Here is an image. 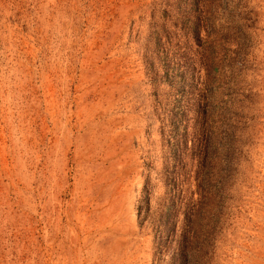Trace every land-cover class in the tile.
Segmentation results:
<instances>
[{"label": "rangeland", "instance_id": "rangeland-1", "mask_svg": "<svg viewBox=\"0 0 264 264\" xmlns=\"http://www.w3.org/2000/svg\"><path fill=\"white\" fill-rule=\"evenodd\" d=\"M173 193L264 264V0H0V264H179Z\"/></svg>", "mask_w": 264, "mask_h": 264}, {"label": "trees", "instance_id": "trees-1", "mask_svg": "<svg viewBox=\"0 0 264 264\" xmlns=\"http://www.w3.org/2000/svg\"><path fill=\"white\" fill-rule=\"evenodd\" d=\"M171 204L174 210L172 212L173 220L170 229V240L174 245V254L177 257L179 264H183V262L185 263L189 260L190 250L192 248L191 239L189 238L190 236L196 237V234L190 232L192 213L190 210L186 209L185 203L182 201V196L178 193H173ZM178 217H180L179 220ZM177 226L178 231L175 233Z\"/></svg>", "mask_w": 264, "mask_h": 264}]
</instances>
